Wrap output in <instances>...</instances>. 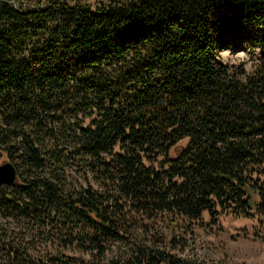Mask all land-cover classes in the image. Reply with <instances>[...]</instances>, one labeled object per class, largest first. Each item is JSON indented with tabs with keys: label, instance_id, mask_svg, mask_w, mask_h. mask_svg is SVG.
<instances>
[{
	"label": "trees",
	"instance_id": "obj_1",
	"mask_svg": "<svg viewBox=\"0 0 264 264\" xmlns=\"http://www.w3.org/2000/svg\"><path fill=\"white\" fill-rule=\"evenodd\" d=\"M31 19L63 34L41 45ZM234 42L259 50L254 72L219 60ZM3 159L0 214L89 258L33 257L0 223V264H213L151 224L264 217V0H0Z\"/></svg>",
	"mask_w": 264,
	"mask_h": 264
},
{
	"label": "rangeland",
	"instance_id": "obj_2",
	"mask_svg": "<svg viewBox=\"0 0 264 264\" xmlns=\"http://www.w3.org/2000/svg\"><path fill=\"white\" fill-rule=\"evenodd\" d=\"M93 6H101L109 0H85ZM36 24L37 37L41 39V45L52 44L53 34L59 36L63 34V24L61 22L30 20ZM58 30V31H57ZM33 42H36L33 40ZM34 45L27 47V55L34 50ZM219 60L228 65L232 71L246 73L254 72L260 64L259 50L249 42L243 44L231 43L229 46L218 51ZM132 60L119 61L118 66L123 67ZM110 68V66H108ZM7 160L3 159L0 164ZM9 161V160H8ZM68 180L74 185V178L81 183L89 180L87 175L69 169ZM174 215L161 214L154 219L151 224L152 233L163 234L167 239L173 234L182 237L188 244L183 256L194 257L213 264H264V242L259 236H264V217L254 213V215H234L223 212L216 219H213L206 212L203 218L196 221L179 219L175 225ZM0 223L4 229V237L10 244L26 248L28 253L36 258L50 252L63 250L66 254L89 258L88 254L75 252L74 249H64L60 244H47L45 239L41 240L38 234L25 229L18 220L0 214ZM130 245V244H129ZM127 242L121 241L113 244L108 256H115L129 250ZM7 253L0 254V262H7Z\"/></svg>",
	"mask_w": 264,
	"mask_h": 264
},
{
	"label": "water",
	"instance_id": "obj_3",
	"mask_svg": "<svg viewBox=\"0 0 264 264\" xmlns=\"http://www.w3.org/2000/svg\"><path fill=\"white\" fill-rule=\"evenodd\" d=\"M18 178V168L12 161H6L0 164V183L11 185Z\"/></svg>",
	"mask_w": 264,
	"mask_h": 264
}]
</instances>
